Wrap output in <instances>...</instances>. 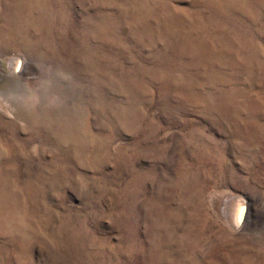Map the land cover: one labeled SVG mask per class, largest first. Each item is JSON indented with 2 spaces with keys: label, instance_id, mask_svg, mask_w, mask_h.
<instances>
[{
  "label": "rangeland",
  "instance_id": "obj_1",
  "mask_svg": "<svg viewBox=\"0 0 264 264\" xmlns=\"http://www.w3.org/2000/svg\"><path fill=\"white\" fill-rule=\"evenodd\" d=\"M0 264H264V0H0Z\"/></svg>",
  "mask_w": 264,
  "mask_h": 264
},
{
  "label": "clouds",
  "instance_id": "obj_2",
  "mask_svg": "<svg viewBox=\"0 0 264 264\" xmlns=\"http://www.w3.org/2000/svg\"><path fill=\"white\" fill-rule=\"evenodd\" d=\"M43 100L48 107L54 109L65 104V100L54 93H46ZM20 103L24 107H35L41 103V96L36 91L28 90L26 94L20 97Z\"/></svg>",
  "mask_w": 264,
  "mask_h": 264
},
{
  "label": "snow or ice",
  "instance_id": "obj_3",
  "mask_svg": "<svg viewBox=\"0 0 264 264\" xmlns=\"http://www.w3.org/2000/svg\"><path fill=\"white\" fill-rule=\"evenodd\" d=\"M243 212H244V208H243V206H240L237 209V220H236V223H239V219L242 217Z\"/></svg>",
  "mask_w": 264,
  "mask_h": 264
}]
</instances>
